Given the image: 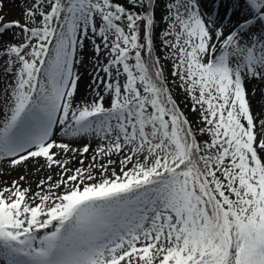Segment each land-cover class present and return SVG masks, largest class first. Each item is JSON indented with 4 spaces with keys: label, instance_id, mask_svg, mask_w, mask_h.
I'll return each instance as SVG.
<instances>
[{
    "label": "snow or ice",
    "instance_id": "snow-or-ice-1",
    "mask_svg": "<svg viewBox=\"0 0 264 264\" xmlns=\"http://www.w3.org/2000/svg\"><path fill=\"white\" fill-rule=\"evenodd\" d=\"M5 2L0 264H264V0Z\"/></svg>",
    "mask_w": 264,
    "mask_h": 264
},
{
    "label": "bare ground",
    "instance_id": "bare-ground-1",
    "mask_svg": "<svg viewBox=\"0 0 264 264\" xmlns=\"http://www.w3.org/2000/svg\"><path fill=\"white\" fill-rule=\"evenodd\" d=\"M81 73H82V80L81 83L79 85V96L77 97V100H79L80 98H82L83 96H85L88 92V83L90 81V76L88 75V73L91 71V68L89 66H85L84 68L80 69ZM58 136H60V138L63 139V137L61 136V134H59ZM86 140H81V139H77L75 141V143L73 144L74 147H81V145H83L84 143H86ZM90 159H91V154H86V158L84 159V166L88 165L90 163ZM36 168L32 167H26V168H19L15 171H12L10 176H6L3 179L4 180H12V179H16L18 178L20 175H24L27 174V179L25 181V186H31L33 191L38 190L36 188L37 182L44 179L49 173L47 170L45 171H37V167L38 165H34ZM72 167H82V165H80L78 163V159H74ZM58 172L57 170H53L52 174L54 179H58L59 177L56 175V173Z\"/></svg>",
    "mask_w": 264,
    "mask_h": 264
},
{
    "label": "rangeland",
    "instance_id": "rangeland-1",
    "mask_svg": "<svg viewBox=\"0 0 264 264\" xmlns=\"http://www.w3.org/2000/svg\"><path fill=\"white\" fill-rule=\"evenodd\" d=\"M20 3H22V0H6L5 8H4V14H5L7 19L12 20V19H19L20 18V7H19ZM158 15H159V13H158ZM161 27H163V26H161ZM249 88L254 90V89L257 88V84L256 83H252V84L249 85ZM174 95H175V99L179 103L181 109L185 112V114L188 116V118L190 120L195 121L196 117H197V114L192 113L190 111L191 102L190 101H186L185 94L182 91H180L178 88H176V89H174ZM259 103L260 104H264V100H260ZM59 134L60 133H57V135H59ZM81 146H83V145H81ZM95 146H96V142L93 141L92 142V147L95 148ZM90 154H91V151H90ZM113 159H117L118 160L119 158L113 157ZM31 164H32L33 168H36L34 166L35 164H33L31 162L28 163L27 167L30 168ZM112 167H114V168H116L118 170L119 169V164L117 163L116 165H113Z\"/></svg>",
    "mask_w": 264,
    "mask_h": 264
}]
</instances>
